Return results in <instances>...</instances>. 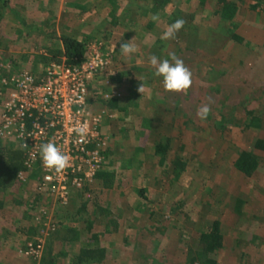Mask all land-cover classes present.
Here are the masks:
<instances>
[{
  "label": "rangeland",
  "instance_id": "1",
  "mask_svg": "<svg viewBox=\"0 0 264 264\" xmlns=\"http://www.w3.org/2000/svg\"><path fill=\"white\" fill-rule=\"evenodd\" d=\"M227 1L237 7L227 25L212 18L213 1L169 0L139 35L131 24L157 14L153 0H0V77L52 61L93 65L86 102L106 141L81 187L41 189L34 172L0 191V264H264V150L254 147L264 139V0ZM180 18L189 36L162 39ZM64 37L82 43L81 61L66 62ZM129 41L137 51L126 56ZM173 52L192 73L187 95L166 92L149 64ZM242 149L259 157L251 175L233 164ZM213 221L221 238L207 252ZM87 244L105 255L78 261Z\"/></svg>",
  "mask_w": 264,
  "mask_h": 264
},
{
  "label": "built area",
  "instance_id": "2",
  "mask_svg": "<svg viewBox=\"0 0 264 264\" xmlns=\"http://www.w3.org/2000/svg\"><path fill=\"white\" fill-rule=\"evenodd\" d=\"M89 66L52 61L37 71L8 70L0 77V140L10 141L22 153L18 182L39 172V188L62 191L91 182L99 170L106 141L86 102ZM76 121L88 125L84 141L70 132ZM48 142L70 157L71 166L63 174L43 167L40 146Z\"/></svg>",
  "mask_w": 264,
  "mask_h": 264
},
{
  "label": "trees",
  "instance_id": "3",
  "mask_svg": "<svg viewBox=\"0 0 264 264\" xmlns=\"http://www.w3.org/2000/svg\"><path fill=\"white\" fill-rule=\"evenodd\" d=\"M110 4H116L117 0H106ZM169 0H153L155 12L158 15H162L164 10L165 4ZM207 0H199V5H203L204 2ZM213 1L212 5V18H221L223 21L219 20V23L222 25H227L232 17H234L237 7L234 3L227 1V0H210ZM102 4H105L102 2ZM100 5L101 7L103 5ZM158 7V8H157ZM158 9V10H156ZM153 10V11H154ZM153 13V12H152ZM134 19V17H133ZM143 20V15L141 13L140 16H136L135 20L132 22L131 25H135L136 27H140V33L141 31L149 30L153 24L154 21L148 18L146 21ZM189 26L188 21H186L184 27L179 31V33L182 34V38H185L186 36H189V33H187L186 28ZM215 26V24H212L210 29H212ZM227 28V26H226ZM217 31V28L215 29ZM214 30V31H215ZM216 33V32H215ZM194 34V33H193ZM233 38L240 40L236 37L235 34L231 35ZM64 43V51L63 55H65L66 62L67 63H76L81 61V56L83 53V45L80 41L72 39L70 37H64L63 40ZM119 78V77H118ZM120 80V79H119ZM152 118V117H151ZM153 122L155 125L162 124V118L159 116H154ZM160 126V125H159ZM156 129L152 130V133L155 132ZM168 131V130H167ZM156 136L159 137L158 132L156 133ZM166 142L165 144L161 143V139L159 138V141L156 143L155 150L158 154H167L168 152V142L170 141L169 135H166ZM164 138V137H163ZM9 145H1L0 144V191L7 190L8 188L12 187L16 183V174L19 170L22 168V153L20 150L15 148H9ZM254 147L258 149L264 150V139H256L254 143ZM182 161V160H181ZM182 163V162H181ZM234 166L237 168L240 172L244 173L245 175H251L253 172L258 169L259 165V157L248 150H239L236 159L234 160ZM173 170V169H172ZM2 207V201L0 200V208ZM218 222L213 221L211 226V231L203 232L201 237L202 241L205 243L207 252L213 251L214 245L212 242L218 240V238H221L220 234L218 233ZM211 239H214L212 242H210ZM105 255V249L103 247H100L98 245H82L77 254V260L78 261H95L97 259H101Z\"/></svg>",
  "mask_w": 264,
  "mask_h": 264
},
{
  "label": "clouds",
  "instance_id": "4",
  "mask_svg": "<svg viewBox=\"0 0 264 264\" xmlns=\"http://www.w3.org/2000/svg\"><path fill=\"white\" fill-rule=\"evenodd\" d=\"M151 20L158 22L160 17L158 14L151 15ZM186 21L182 18L177 19L174 23L168 25L162 34V39H174L176 34L184 27ZM122 54L128 56L137 51L136 46L131 42H125L120 45ZM169 59L158 60L155 55L149 57V64L155 69L154 75L162 77L163 88L166 92L183 93L187 95L188 90L192 86V73L185 66L183 60L178 58L176 54L169 53ZM111 73L110 75H112ZM138 91L143 93V84ZM211 101V98H208ZM211 108L208 103L203 104L197 109L196 115L200 120H206ZM99 119V118H97ZM70 132H74L81 141L89 134V128L86 122L76 121L72 124ZM27 146V145H25ZM40 154L43 167L60 175L71 166L69 155L62 152L54 142H48L40 146Z\"/></svg>",
  "mask_w": 264,
  "mask_h": 264
},
{
  "label": "crops",
  "instance_id": "5",
  "mask_svg": "<svg viewBox=\"0 0 264 264\" xmlns=\"http://www.w3.org/2000/svg\"><path fill=\"white\" fill-rule=\"evenodd\" d=\"M162 112H163V111H162ZM154 116H159V117H161V118L163 117V116H162V113H157V112H156V115H154L153 113L150 114V117H154ZM162 121H163V118H162ZM164 122H165V121H164Z\"/></svg>",
  "mask_w": 264,
  "mask_h": 264
}]
</instances>
